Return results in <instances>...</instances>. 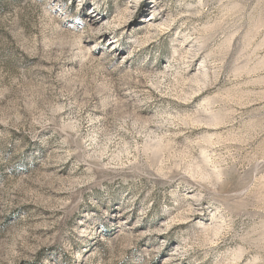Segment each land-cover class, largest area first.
<instances>
[{"label": "rangeland", "instance_id": "obj_1", "mask_svg": "<svg viewBox=\"0 0 264 264\" xmlns=\"http://www.w3.org/2000/svg\"><path fill=\"white\" fill-rule=\"evenodd\" d=\"M0 264H264V0H0Z\"/></svg>", "mask_w": 264, "mask_h": 264}]
</instances>
